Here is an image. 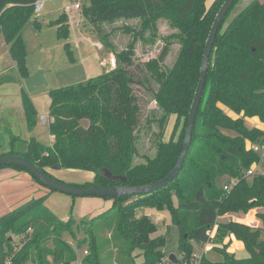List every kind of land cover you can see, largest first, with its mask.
<instances>
[{"label": "trees", "instance_id": "1", "mask_svg": "<svg viewBox=\"0 0 264 264\" xmlns=\"http://www.w3.org/2000/svg\"><path fill=\"white\" fill-rule=\"evenodd\" d=\"M36 1L0 0L1 39L22 80L28 77V72L21 33L31 20L38 26L34 12ZM88 1L82 15L93 27L138 19L143 27L132 32L134 40L138 38L148 46L159 39L163 41L156 59L145 64L157 86L153 98L162 113L157 120L161 130L157 134L155 154L145 156L144 162L134 163L138 156L136 128L140 110L132 88L135 81L128 68L133 64L135 41L118 51L107 35L98 32L99 43L114 55L116 67L86 82L51 90L48 125L51 144L44 146L35 138L22 141L12 138V148L0 157H23L61 182L49 169L92 173L90 182L67 183L80 188L155 183L168 175L181 152L205 43L226 0H214L208 7V0ZM240 2L233 3L218 28L191 144L179 174L167 186L146 195L97 197L112 201V206L96 220L80 221L84 237L78 248L86 244L88 250L81 264H103L98 245L101 231L112 232L111 243L131 264H135L136 257L142 259L138 264H160L166 258L162 250L166 237L157 235V224L147 214L137 213L141 207L169 212L171 223L179 232L178 252L187 259L194 245L212 243L223 255L222 261L211 263L203 256L200 264H264L261 237L264 171L258 169H264V150L256 152L250 148L264 146V130L248 128L245 124V119L257 118L264 125V2L249 0L235 13ZM158 20H164L172 32L160 37L155 23ZM50 23L56 28L58 39L67 40L70 30L66 14L62 12ZM175 43L179 46L177 55L172 67L167 69L163 64ZM64 48L71 60L68 42ZM21 103L25 124L31 131L37 123V114L24 90H21ZM225 109L236 118L229 116ZM173 115L172 131L165 141L163 130ZM15 142L22 143L25 149L13 148ZM253 167L257 169L248 176L247 171ZM4 168L25 172L42 186L21 166L0 167ZM224 177L228 178L225 183L235 181L229 192L223 190ZM46 196L31 199L0 216V264H75L79 260L63 236L64 233L73 235V219L62 221L46 209ZM253 210L260 222L257 227L245 222H217L220 216L246 215ZM212 231L213 236L209 235ZM12 236L19 238L18 247ZM232 240L242 243L246 257L236 258L228 252Z\"/></svg>", "mask_w": 264, "mask_h": 264}, {"label": "rangeland", "instance_id": "2", "mask_svg": "<svg viewBox=\"0 0 264 264\" xmlns=\"http://www.w3.org/2000/svg\"><path fill=\"white\" fill-rule=\"evenodd\" d=\"M213 1L214 0H208L206 6H210ZM248 1L249 0H241L235 13L243 8ZM74 2L81 4L80 22H69L70 35L67 40H60L57 37L56 28L51 26L50 22L55 20L63 10L66 11L67 15L74 14L76 19H78V13L72 10ZM88 4V0H54L52 2L44 0L42 11L36 15L38 26L33 25L32 20L25 25L21 34L26 50L25 66L28 77L37 73H40L43 77V82L31 92L26 91L23 82L24 79H19L15 68L12 67V60L7 52L6 45L1 46L0 43V155L8 152L12 148V138L16 137L21 141L35 138L44 146L51 144L52 141L49 135L48 123L42 125L39 120L41 116H46L51 119L49 115V92L54 89L86 82L91 78L102 75L106 70H109L102 66L100 62L102 60L108 61V57L110 55L114 57V55L104 48L99 52L91 44V42H99V34L104 36L107 35L111 45L118 51L125 49L129 43L135 41L133 64L128 68L135 81L132 88L140 110L139 122L136 128V147L138 156L134 158V163L144 162L145 156L151 157L155 154L157 134L161 130L157 120L160 119L162 113L156 106V102L153 98V91L157 86L150 78L145 64L156 59L163 41L159 39L153 46H148L144 44L142 40H138V38L134 40L132 32L141 31L143 27L142 21L138 19H122L114 22H105L95 24V27H93V25H91L93 23H91L89 19L85 20L82 15L83 6L87 7ZM155 23L157 33L160 37H164L172 32L164 20H158ZM95 29H97V33ZM147 30L145 31L146 35L149 33ZM98 32L100 33L98 34ZM66 42L69 43L72 51L71 60L67 57L65 52L64 44ZM178 48L179 46L177 43L173 44L163 64L165 68L168 69L172 67ZM21 90L27 92L37 114V123L31 131H29L25 125L20 98ZM225 111L227 114H233L229 110L225 109ZM231 116L233 117L234 114ZM174 121L175 116L173 115L169 118L163 130L165 141L168 140L171 134ZM245 124L248 128H252L257 125V120L247 118L245 119ZM178 132H180V128L177 130L176 136ZM231 135H234V133H231ZM13 148L17 150L25 149L24 145L20 142H15ZM254 168L257 169V167H253L252 169ZM258 169L262 172L264 171L261 167H258ZM49 170L51 174L66 183L90 182L93 178V174L90 172L64 169ZM227 180L228 178L224 177L221 183L225 184ZM43 191L49 192L46 189ZM97 201L102 200L97 197H77L73 199L70 196L50 192V194L46 196L44 202V207L62 221H67L69 218L73 219V222H71L73 235L71 236L68 233H64L63 236L76 251L79 261L84 257L83 251L87 249L86 244L78 248V245L82 244L79 242L84 237V232L82 230L83 226L81 227L79 224L82 219L96 220L100 215L97 211L99 210V202ZM142 212H145V214L147 213L150 218L152 217L150 215L155 213V211L147 207H141L137 211L138 214H142ZM161 213L163 216L159 214L156 217H152L151 220L157 224V235L166 237V245L162 249L166 257L175 255L178 260V258L182 256L177 249L179 240L178 228L171 223L169 212L164 211ZM249 213L246 215L240 214L238 217H248L250 221H252L251 219L253 218L256 219L255 210ZM259 225L260 222H256L255 225L253 224L251 226L257 227ZM211 234L213 236L214 231H212ZM111 236V231L99 232L98 245L103 264H131L132 262H130L129 258L125 257L126 255L120 252L119 249L111 243ZM261 237L264 239V231ZM12 240L17 247L20 245V240L17 236H12ZM228 252L234 254L236 258H244L247 256V252L242 244L236 240H232ZM194 253L198 256V261H201L203 256L211 263H219L223 259V255L214 248L212 243H209L203 246L194 245L191 257L187 259L182 256L181 264H194V259L192 258ZM133 261L135 264H138L142 259L141 257H136ZM27 264L32 263L29 262Z\"/></svg>", "mask_w": 264, "mask_h": 264}, {"label": "water", "instance_id": "3", "mask_svg": "<svg viewBox=\"0 0 264 264\" xmlns=\"http://www.w3.org/2000/svg\"><path fill=\"white\" fill-rule=\"evenodd\" d=\"M236 0H226L220 10L218 11L212 27L210 29L207 41L205 43L202 63L200 68L199 80L197 83L194 99L190 108V113L187 120V126L184 133L183 144L181 152L177 158L176 164L173 169L165 176L163 179L147 184L141 185L137 187H129V186H113V187H87L80 188L75 187L67 183H63L61 181L55 180L42 171H40L33 163L28 161L27 159L20 156H3L0 157V167L6 165H18L29 172L37 179V181L44 186L56 193L63 194L70 197H123V196H139L146 195L153 191L159 190L165 186H167L171 181H173L177 175L179 174L186 155L188 153L191 138L193 134L195 118L197 114V110L199 104L202 99V93L206 84L208 65L210 61V54L212 51L213 43L218 32V28L223 21L224 16L233 5ZM0 39H1V28H0ZM24 86L27 92L33 91L38 85L43 82V77L40 73H37L33 76L27 77L24 79ZM11 240V238H10ZM169 260L173 264H178V260L175 255H169Z\"/></svg>", "mask_w": 264, "mask_h": 264}, {"label": "crops", "instance_id": "4", "mask_svg": "<svg viewBox=\"0 0 264 264\" xmlns=\"http://www.w3.org/2000/svg\"><path fill=\"white\" fill-rule=\"evenodd\" d=\"M48 1L52 2L54 0H48ZM259 1L264 2V0H259ZM43 7H44V4H43ZM62 12H64V10ZM0 43H1V46H5L2 39L0 40ZM7 52H8V47H7ZM11 62L13 64L12 67L15 68V63L13 61ZM228 115L231 116L233 114L228 113ZM233 118H236V116L234 115ZM253 119L257 120V125L254 127L264 130V125L257 118H253ZM50 122H51V119H50ZM258 122L260 123V125ZM50 139L52 141L51 136H50ZM39 188H43V189H39ZM45 189L46 188L41 187L39 184H37L31 178V176L25 172L16 171L10 168L0 169V216L7 212H10L14 208L20 206L21 204L28 202L31 199L38 198V196L39 197H42L44 195L48 196L50 192L43 191ZM100 200L102 201H97L99 202V210L97 211H98V214H103L111 208L112 201H106V200L103 201V199H100ZM159 214L163 216L161 212H155L154 214H151L150 216L156 217ZM251 220L252 221H250V219L246 217L244 220H242L241 223L245 222L250 225H253V224L255 225L256 222L259 223V221L254 218Z\"/></svg>", "mask_w": 264, "mask_h": 264}, {"label": "built area", "instance_id": "5", "mask_svg": "<svg viewBox=\"0 0 264 264\" xmlns=\"http://www.w3.org/2000/svg\"><path fill=\"white\" fill-rule=\"evenodd\" d=\"M43 4H44V0H38V1L35 2V4H34V12H35L36 15L42 11V9H43ZM72 10H73L74 12L78 13V16H77L78 19H76V17H75L74 14H69V15H67L66 11H64V13H65L66 16H67L68 24H69V22H73V21H76L77 23H79V22H80V17H81V16H80V14H81V13H80V10H81V4H79L78 2H74L73 5H72ZM91 44L97 49V51L100 52V51L103 50V46L101 45V43H99V42H95V43H94V42H91ZM100 64H101L102 66H104L105 68H108L109 70H110V69H114V68L116 67V60H115V57H113L112 55H110V56L108 57V61H106V60H102V61L100 62ZM39 120H40V123H41L42 125H45V124H47V123H48V125H49V123H50V119H49L48 117H46V116H41ZM250 148H251L252 150L256 151V152H262V151L264 150V146H262V147H258V146H256V145H253V146H250ZM255 170H256V168H254V169H250L249 171H247V175H248V176L252 175V174L254 173ZM234 183H235L234 180H231L230 182L225 183V184L223 185V190H224L225 192H229L230 189H231V187H232V185H233ZM242 220H244V219L238 217V216L235 215V214H226V215H224V216H220V217L217 218V222H218V221H225V222H227V223H232V222H234V223H241ZM29 231H30V229H29ZM211 233H212V232H211ZM211 233H209V235L212 236ZM87 254H88V250L85 249V250L83 251V256H86ZM192 258L194 259V264H200V263H201V261H198L199 258H198V256L196 255V253L193 254ZM181 261H182V256H180V257L178 258V264H181ZM75 264H81V261L77 260V261L75 262ZM160 264H173V263L169 260V257H166V258H164V259L161 261Z\"/></svg>", "mask_w": 264, "mask_h": 264}]
</instances>
